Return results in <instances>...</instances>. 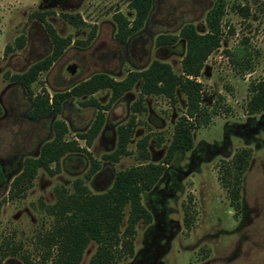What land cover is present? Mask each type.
<instances>
[{
	"label": "rangeland",
	"instance_id": "1",
	"mask_svg": "<svg viewBox=\"0 0 264 264\" xmlns=\"http://www.w3.org/2000/svg\"><path fill=\"white\" fill-rule=\"evenodd\" d=\"M128 2L0 0V167L6 176L0 186V264H25L23 256L40 261L47 251L43 241L55 225L47 207L56 204L58 191L72 193L74 183L84 180L92 194L106 192L118 172L143 163L138 144L146 137L150 153L147 163L161 164L175 127L186 113L187 98L180 92L176 105L163 96L146 97L147 111L136 115L137 126L128 145L130 155L117 163L105 161L104 157L117 149L119 127L134 115L138 84L106 113V124L89 148L93 159L101 162L100 171L90 181H86L89 157L69 154L61 160L59 173L40 170L24 198H10L12 183L21 174L25 160L37 157L42 145L54 138L56 120L66 122L67 139L72 140L89 130L98 113L95 108L80 106L86 98H72L55 117L33 122L23 115L31 109L32 101L11 76L27 72L53 49L37 13L47 15L46 21L61 37L73 40L60 60L41 73L32 86L35 96L44 92L53 96L98 73L122 81L130 72L143 71L154 61L168 63L177 75L182 74L186 42L180 39L175 46L157 47L158 37L178 36L187 24L206 34L207 17L218 6L223 8L224 38L198 79L204 85L202 105L211 112L217 107V112L207 126L194 131V149L178 153L160 182L143 194L142 203L152 221L139 222L134 255L119 264H264V112L251 115L247 111L249 87L264 77V0H155L142 32L124 45L116 39L118 27L113 17L121 12L133 21L136 13ZM243 8L249 9L247 17L240 14ZM63 15L80 17L84 24L75 27ZM93 30L94 40L89 46L77 44L86 41ZM21 37L25 38L23 49L17 46ZM244 41L256 51L253 73L234 70L225 54ZM7 46L14 51L5 56ZM111 96L110 90L94 95L102 105H107ZM79 143L86 147L84 141ZM243 149H250L252 158L242 178L241 207L236 211L221 176ZM186 207L193 218L190 228L185 223ZM129 211L127 208L122 231L127 227ZM96 251L97 244L92 242L81 264H89Z\"/></svg>",
	"mask_w": 264,
	"mask_h": 264
},
{
	"label": "trees",
	"instance_id": "2",
	"mask_svg": "<svg viewBox=\"0 0 264 264\" xmlns=\"http://www.w3.org/2000/svg\"><path fill=\"white\" fill-rule=\"evenodd\" d=\"M154 1L129 0V7L136 13L133 21L121 12L115 13L113 18L118 27L116 39L119 43L125 45L133 36L142 32L150 17ZM222 9V6H218L209 13L207 17L209 31L206 34H199L194 25L187 24L178 36L161 35L158 37L157 47L175 46L180 39L186 42L187 51L182 61V74L177 75L168 63L154 61L143 71L130 72L122 81H116L108 74L98 73L67 91L55 93L53 96L47 92L35 96L32 86L38 81L41 73L50 70L60 60L67 48L73 44V40L61 37L57 30L46 21L47 15L37 13V18L45 25V30L51 40L52 52L32 65L27 72L11 76V81L20 84L32 101L27 118L30 121H39L60 115L64 111V105L72 98L77 100L86 98L80 101V106L95 108L98 113L89 130L78 134L72 140L67 139L69 128L66 122L56 120L53 123L54 138L42 145L37 157H29L25 160L21 174L12 183L10 198H24L28 190L32 188L40 170L51 175L59 173L61 160L69 154H85L89 157L91 165L86 174V181H90L100 171L101 162L93 159L89 148L106 124V113L117 101L130 94L138 84H140V93L139 99L132 106L134 115L125 126L119 127L117 149L105 156V161L117 163L123 156L130 155L128 145L137 126L136 115L147 111L146 97L163 96L176 105L177 93L180 92L187 98V106L185 115L175 127L166 157L161 164L147 163L150 160V153L148 151L149 138L146 137L138 144L143 163L118 172L113 185L106 192L92 194L84 180H77L74 183L72 193L65 189L58 191L56 204L47 207V211L55 217V225L43 241L47 251L38 263L23 256L25 264H81L84 253L92 242L97 244V251L89 264H119L125 257L134 255L135 236L139 222L149 224L152 221L151 214L142 203L143 194L152 191L160 182L178 153L190 152L194 149V131L207 126L212 114L217 112V107L211 112L202 105L204 85L198 79L209 57L221 48L224 38L221 29ZM240 14L247 17L249 9H241ZM63 19L75 27L84 24L80 17L72 15H63ZM94 36L95 31L93 30L86 41L77 44L87 47L94 40ZM17 46L23 49L25 38H19ZM13 51L14 48L7 46L5 56ZM254 53L256 51L247 41L231 51H225L234 70L241 73L254 72ZM105 90H110L112 96L107 105H102L94 95ZM249 92L251 97L247 103V111L251 115L263 113L264 77L252 83ZM220 100H223L222 97ZM79 141H84L86 147H81ZM251 158L250 149L237 152L233 160L225 166L221 176V183L227 190L231 205L236 211H239L241 207L242 178L249 167ZM5 181V172L0 167V186ZM127 208L130 210L127 227L122 231ZM185 223L188 228L193 224V218L189 216V207L185 210Z\"/></svg>",
	"mask_w": 264,
	"mask_h": 264
},
{
	"label": "flooded vegetation",
	"instance_id": "3",
	"mask_svg": "<svg viewBox=\"0 0 264 264\" xmlns=\"http://www.w3.org/2000/svg\"><path fill=\"white\" fill-rule=\"evenodd\" d=\"M73 69V67H71V68H69V72H70V70H72ZM75 71V70H74ZM71 73V72H70ZM75 73V72H74ZM73 74V73H72ZM68 103H69V101H68ZM67 103V104H68ZM65 107H66V105H64V109H65ZM28 113V112H27ZM27 113H23V115H26ZM56 115H54L53 117H55ZM28 119V118H27ZM40 121V120H39ZM33 122H38V121H33Z\"/></svg>",
	"mask_w": 264,
	"mask_h": 264
},
{
	"label": "water",
	"instance_id": "4",
	"mask_svg": "<svg viewBox=\"0 0 264 264\" xmlns=\"http://www.w3.org/2000/svg\"><path fill=\"white\" fill-rule=\"evenodd\" d=\"M70 72H71V73H74V72H75V71H74V67H73L72 70H70ZM19 158H21V156H20ZM22 158H23V157H22Z\"/></svg>",
	"mask_w": 264,
	"mask_h": 264
}]
</instances>
